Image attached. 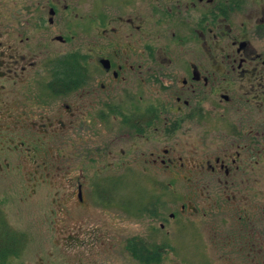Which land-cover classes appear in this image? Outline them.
Wrapping results in <instances>:
<instances>
[{
	"label": "flooded vegetation",
	"instance_id": "1",
	"mask_svg": "<svg viewBox=\"0 0 264 264\" xmlns=\"http://www.w3.org/2000/svg\"><path fill=\"white\" fill-rule=\"evenodd\" d=\"M2 133L29 181L51 177L60 244L264 264V0H0ZM63 155L78 174L42 175ZM133 180L150 184L140 203ZM95 205L148 227L68 222Z\"/></svg>",
	"mask_w": 264,
	"mask_h": 264
},
{
	"label": "rangeland",
	"instance_id": "2",
	"mask_svg": "<svg viewBox=\"0 0 264 264\" xmlns=\"http://www.w3.org/2000/svg\"><path fill=\"white\" fill-rule=\"evenodd\" d=\"M4 134H0V245L4 232L10 234V231L18 233L20 244L14 247L17 253L8 255L6 262L0 258V264H141L126 253L123 244H60V240L64 239L67 233L60 232L59 217L53 210L54 203L49 196V192L54 190L53 184L50 183L51 177L43 179L41 183L29 181L28 174L34 164L29 162L25 165V152L16 145H11V138L17 140L20 135ZM33 146L39 150L38 146ZM52 161L57 166L50 164L46 168H39L42 175L58 173L60 176H66L70 168L72 174H78L81 170V167H78V157L71 163V167L68 166L69 161L65 155L58 157L57 161L53 157ZM87 169L92 176L104 173L94 164ZM114 171L111 168L107 173ZM29 190H35L36 193L30 196L27 194ZM149 191L150 184L133 180L127 182L123 192L128 193V199L135 197L140 203ZM80 213L75 211L68 222L80 224L85 229L100 227L103 224L110 228H121L123 239H126L127 233L132 230H146L148 227V220L128 216L115 208L107 209L95 205L88 215ZM78 214L80 215L77 216ZM85 215L88 221L83 220ZM81 239H84L83 234Z\"/></svg>",
	"mask_w": 264,
	"mask_h": 264
},
{
	"label": "trees",
	"instance_id": "3",
	"mask_svg": "<svg viewBox=\"0 0 264 264\" xmlns=\"http://www.w3.org/2000/svg\"><path fill=\"white\" fill-rule=\"evenodd\" d=\"M9 233L10 234H8V232H4L3 237L1 239L0 258L3 262H6L8 255L17 253L14 251V247L20 244V241H18V233L12 231H10Z\"/></svg>",
	"mask_w": 264,
	"mask_h": 264
}]
</instances>
